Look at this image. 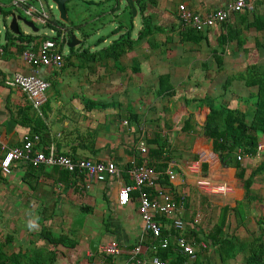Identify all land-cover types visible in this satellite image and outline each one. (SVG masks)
I'll list each match as a JSON object with an SVG mask.
<instances>
[{
    "label": "crops",
    "instance_id": "0c3cea01",
    "mask_svg": "<svg viewBox=\"0 0 264 264\" xmlns=\"http://www.w3.org/2000/svg\"><path fill=\"white\" fill-rule=\"evenodd\" d=\"M13 1H11L13 8L10 7L8 10L20 16L18 11L23 10L14 6ZM231 1L145 0L143 14L139 15L142 0H133L137 12L133 21L132 49L114 60L112 54H107L101 49L127 31L124 24L119 33L113 34L118 27L115 16L129 4L127 0H118L116 13H110V6L105 15L110 19L112 27L110 33L101 35L102 26L97 28L95 33L97 39L88 47L89 49L83 50L82 47L75 53L70 51L68 56L64 55V64L59 70L48 67L36 68L23 61L22 54L25 50L37 52L43 35H39V29L35 27L33 21L24 19L34 25L36 32L26 24L29 31L21 32L18 25V34L21 32L23 36L30 37L26 38L28 42L16 38L18 34L10 32L9 27L2 21L0 140L5 149L22 146L23 137L30 133V128L20 123L24 115L23 109L32 107L19 88L9 87L5 83L12 80L15 75L35 74L48 80L50 83L48 90L53 88L48 93V90L46 91V101L41 107L49 132L48 145L53 144L60 154L93 161H111L118 170L115 177L107 178L104 182L84 178L76 183L77 188H71L72 186L65 188L63 184L55 183L57 175L52 170L55 167H45L42 171L39 169L28 171L27 166L14 164L10 174L0 171L2 199H5L4 203L7 201L11 203L10 213L16 221V228L11 233L5 231V234H11L13 237V252L33 250L34 247L51 250L44 240L37 238L39 230L36 226L40 225L42 219L47 220L44 222L47 225L54 220L71 219L74 214H78L77 228H68L74 230L72 238L79 236L76 239L78 245L71 250L58 247L55 264L67 258L63 253L75 249L77 254L87 249L86 256L89 260L92 255L89 248L91 242L97 245L96 250L99 251L104 243L115 241L124 246L122 255L127 256L129 250L133 249L129 247L135 245L142 234L143 225L137 210L138 197L131 194L130 203L123 207L117 202V193L120 187L132 185L126 171L127 165L137 157L146 156L136 152L139 138L143 137L146 141L153 138L156 133L167 139L168 149L173 152L174 156L168 155L170 161L167 163L165 175L174 190L184 196V210L179 214L189 226H195L194 229L198 230L191 219L201 221L200 213L193 210L189 215L188 211L193 205L194 191L201 192L196 185L199 179H206L213 184L228 183L233 188V193L231 190L232 194L229 195L235 196L237 201L242 200L244 190L235 178L236 169L228 167L219 155L213 152L211 140L202 136L200 127L209 113L207 107L211 100L218 103L224 101L230 108H234L230 103L247 102L248 95L245 93H248V89L242 82L232 81L226 91H222V87L228 76L244 72L245 51L249 52L247 54L249 58L250 51L252 54L256 53L252 56H257L260 51L257 62L263 61L264 53L259 54L264 50V29L258 32L254 28L247 29L243 20L252 22L254 13L264 18V0L254 2L251 10L233 14L225 22V25L231 28L240 29L241 35L239 41H231L224 46L217 44L222 24L201 32L203 40H199L197 35L195 40L183 42L185 32L191 28H182L178 19L180 4L185 5L193 14L204 16ZM0 9L7 10L2 0ZM149 16L154 17V25L160 28L153 37L156 41L153 47H149L146 39H137L142 19ZM0 17L2 18L1 13ZM93 17L94 22L101 19ZM41 28L45 30L44 27ZM223 29L225 31V28ZM62 30L68 41L66 38L68 30L64 28ZM75 33L80 35L79 32ZM80 40L82 43V39ZM99 40H102V43ZM255 43L259 44L260 48L255 49ZM64 45L62 42V48ZM67 67L71 70L64 72ZM160 76L167 77L162 85V90L167 92L164 95L157 94ZM236 83L237 89L243 92L236 94L233 91ZM149 87L151 93H147ZM33 111L38 114L32 107L29 115H32ZM190 116L192 130L182 132L184 122ZM260 147L261 151L256 157L251 159L242 157L240 161L243 167L255 169L260 164V160L264 158V138L260 141ZM193 157H198V160L194 161ZM202 163L208 164L205 176L202 172ZM169 171L173 174L172 179L167 174ZM262 182L264 174L253 186L258 199L254 202L261 198L258 184ZM97 203L100 206L98 211L100 219L106 223L104 225L101 221L105 228H98V234H90L95 238L98 235L95 241L92 239L93 235L87 236L88 239L83 238L82 231L89 229L86 228L84 221L91 219L96 212ZM125 258L126 260L117 259L115 264H132L127 262L128 257Z\"/></svg>",
    "mask_w": 264,
    "mask_h": 264
},
{
    "label": "trees",
    "instance_id": "16d2710c",
    "mask_svg": "<svg viewBox=\"0 0 264 264\" xmlns=\"http://www.w3.org/2000/svg\"><path fill=\"white\" fill-rule=\"evenodd\" d=\"M46 2V0H45ZM101 2V1H100ZM114 4L110 8V13L115 14L118 8V0H113ZM145 6V0H142V5L140 7V14H143ZM67 11V17L69 12V7L65 5ZM137 10V9H136ZM3 20H6L12 11L0 9ZM106 13L101 15H96L98 19L105 16ZM123 15V16H120ZM52 19L48 21L50 25H54L61 29L68 30L67 39L70 38L71 34L79 32L81 35L82 43L85 42L94 32H97V28L104 26L106 23H102L100 19L98 22L92 24V31L82 30L80 25H76L74 21H69V26L66 27L64 23L58 19ZM117 19V30L113 31V34L119 33L123 25L127 26V31L125 34L120 35L115 40H113L108 46L102 48L101 50L107 54H112L113 59L117 60L123 53L130 51L132 49V32L134 30L133 21L135 17L132 15L131 7L126 5L125 9L121 10L118 15L115 16ZM154 17L149 16L142 19V27L138 33L137 39H146L148 41L149 47L154 46L153 37L156 32L160 31L159 27H156L153 23ZM100 24L96 26V24ZM245 28H254L256 32L264 29V18L253 14L252 22H248L246 19L243 20ZM221 25L220 35L217 38L218 46H224L231 41H239V36L241 35L240 29L231 28L229 25ZM50 25H47L48 27ZM120 28V29H119ZM225 28V31L224 29ZM223 29V30H222ZM223 32V33H222ZM60 32H57L59 35ZM199 40H203L201 32L189 29L185 32V36L182 40L193 41L197 37ZM16 38L26 40L23 34L20 32ZM30 40V39H29ZM28 42V40H26ZM102 43V40H99ZM82 46L79 45V48ZM255 49L260 48V45L255 43ZM76 48V47H75ZM75 48H71L70 51L74 52ZM78 50V49H77ZM245 70L243 73L234 76L227 77L226 81L222 87V91H226L232 80H237L243 83L244 87L248 89L247 101L254 99V103L251 105L250 112L246 110H240L238 108H230L228 103L224 101L217 103L210 101L208 105L209 113L207 114L203 125L200 127L201 134L206 139L211 140L213 152L219 155V158L228 167L235 168L236 174L235 178L240 182L242 189L244 190V197L241 201H236V206L231 207L230 205H225L223 207L214 206L210 201L209 195L197 191L198 202L203 200L204 214L206 220H210L212 215V210L216 208L217 215L214 214L216 221L213 222V218L210 222L206 223V227L201 225V221H195L191 219L192 224L196 225L193 227H187L186 231L183 233V237L190 241L194 246L199 247L200 242H204L207 247L213 249V252L218 256L221 264H228L230 261L235 260L238 255L243 257V264H264V223L258 221V233L252 237L245 238L244 240L239 239L237 236L233 235L230 231L232 221L229 219L230 215H233L235 223L238 225V218L240 224H242L246 219V214L244 207L246 204H251L258 200L257 195L254 192L253 186L257 183L258 178L264 174V161H262L255 169L243 167L241 161H238L237 157H247L249 159L256 157L260 141L264 138V57L261 63L257 62L256 58L249 60V52L245 51ZM166 76L159 77V89L157 91L158 95H164L167 92L162 90L163 81H166ZM32 107H25L23 109V119H21V125L28 126L30 128L29 136H38L39 142L35 144L36 148L40 147L42 149L48 147V127L45 123L44 113L38 115L34 112L29 115V111ZM44 111V110H43ZM28 119H25L27 118ZM191 116L185 120L182 132H189L191 129L190 122ZM147 154L145 157H137L135 160L136 165H147L154 168L156 172L159 173L158 180L155 183L153 189L148 186L144 187V190L149 193V195L154 198L165 191H171L174 193L176 201H179L183 194L180 192L175 193L174 187L169 183L168 177L165 175V170L167 168V163L170 161L169 156L173 155L168 149L167 139L156 133L153 138L146 140ZM73 159L76 157L66 154ZM169 155V156H168ZM174 156V155H173ZM194 161L198 160V157L192 158ZM202 172L205 176L208 170V164L202 163ZM45 167L40 166L39 168H33L27 166L28 171L39 169L43 170ZM131 168V164L127 165L126 171L128 172ZM57 175V180L55 183H61L65 188L72 186L71 188H77L79 183L84 178H88L85 173L79 172H66L61 171L57 168L52 169ZM1 174V172H0ZM30 175H32L30 173ZM75 186V187H74ZM75 190V189H74ZM134 196H139V192L131 193ZM195 212L202 213L199 207ZM197 214V213H196ZM203 214V213H202ZM202 216V215H201ZM155 220L160 223L162 227L163 237L169 236V245L166 249L158 248L156 253H149L148 256L151 258L153 255L157 256L164 264H206L208 257L204 254L206 249L199 248L196 257L192 260L188 257L181 255L175 248V238L180 236L178 232H175L171 226V221L164 217H155ZM46 219H42L40 222V229L37 233V238L44 240L50 247L51 250L47 248H36L33 250H25L18 252H13L12 247H14V241L11 234H5L0 228V264H55L58 253L56 252L58 247H63L65 249H74L78 242L76 238H72L74 230L61 228L59 231H53L49 226L45 225ZM105 225V224H104ZM149 237H147L148 239ZM135 245L129 248H134ZM147 245H144L146 247ZM100 251L96 250L94 255L89 257L88 264L94 260ZM128 257V255H124ZM103 264H115L113 257H106L102 255Z\"/></svg>",
    "mask_w": 264,
    "mask_h": 264
},
{
    "label": "built area",
    "instance_id": "2783aa9c",
    "mask_svg": "<svg viewBox=\"0 0 264 264\" xmlns=\"http://www.w3.org/2000/svg\"><path fill=\"white\" fill-rule=\"evenodd\" d=\"M258 0H232L224 7L214 10L207 15L191 13L183 4L178 6V19L182 28H191L198 32L215 28L227 22L233 14L251 10L254 2ZM13 5L23 10L26 16L33 18L45 28L37 52L25 50L22 54L23 61L33 67H48L61 69L64 64V52L62 42L65 39L63 30L48 21L51 19L50 10L55 6L47 5L44 0H14ZM47 25H50L49 27ZM57 32H60L57 35ZM1 54V51H0ZM9 87L19 88L31 103L34 110L41 116V107L45 103V93L50 87L48 80L37 75H15L14 78L5 83ZM22 146L5 149L0 140V171L10 174L14 164L31 166L33 168L55 167L66 172L85 173L90 180L104 182L108 178L116 176L118 170L111 161H93L91 159L76 158L60 154L53 144L42 149L36 148L39 142L38 136L30 137L25 135L22 139ZM261 151L259 146L258 152ZM136 152L142 156L147 154V145L143 137L139 138L136 144ZM238 161L242 159L239 155ZM131 186H122L117 193V202L120 206H127L131 201V193L139 192L138 214L142 221V234L138 237L136 244L127 255V262L132 264H164L157 256L151 258L148 254L156 253L157 249H166L169 245V236L163 237L162 227L155 217H164L171 221V226L180 236L175 238V248L183 256L194 259L199 248L206 249L207 245L200 242L199 247L194 246L183 237V233L189 226L181 217L179 212L184 210V196L176 201L174 193L166 191L152 198L144 190L145 186L153 189L158 180V173L147 165H136L135 159L131 162L128 171ZM168 176L172 179L173 174L169 171ZM200 191L209 196L225 197L230 193V186L227 184H213L206 179H199L196 182ZM193 227L192 225H190ZM189 226V227H190ZM147 237H149L147 239ZM144 245H147L144 247ZM100 252L106 257H119L123 253L120 245L115 241H108L100 247Z\"/></svg>",
    "mask_w": 264,
    "mask_h": 264
},
{
    "label": "rangeland",
    "instance_id": "374dc122",
    "mask_svg": "<svg viewBox=\"0 0 264 264\" xmlns=\"http://www.w3.org/2000/svg\"><path fill=\"white\" fill-rule=\"evenodd\" d=\"M11 1L12 0H2V2L5 4L6 9L8 10L11 6ZM101 1V2H100ZM47 5H51V6H55L51 0H46ZM114 2L113 0H73L70 2H67L65 5H67V7H69V12H68V17L70 19V21H74L76 25H80L81 29L87 30V31H92V24L94 23L93 20V16L99 15L100 13H106V11L108 10V8L110 6H113ZM13 8V7H12ZM50 15H52L53 17H55V19L59 20V14L57 12L56 9H51L50 11ZM19 15L23 18L26 19L27 21H33L35 24V27L39 29V35H42L44 33L45 30H42L40 24L35 21L33 18L26 16L23 14L22 11H18ZM139 19V16H138ZM102 23H106V25H104L101 30H100V34L101 35H105L107 33H110V31L112 30V27L109 23V17L105 16L101 18ZM2 21L4 24H6L9 27L10 21L11 19H6L3 20V18L0 17V28L2 27ZM18 25H19V29L21 30V32L23 31H29V29L26 27V25L22 22V21H18ZM64 25L66 27H70L69 25V21L67 23H64ZM96 26H99V23L96 24ZM93 32V31H92ZM77 39H81V36L77 33H74ZM116 38V37H115ZM97 39V36L95 35V32L88 38L85 40V42L80 46H82L81 48L87 49L95 40ZM150 42H156V41H152L150 40ZM157 45V43H156ZM77 49H79V46H77L74 50V53L77 51ZM89 49V48H88ZM149 49H153V48H149ZM161 49V48H160ZM64 55L68 56L69 52H70V48H68L66 45L63 46L62 48ZM260 51H258L259 53ZM258 53L257 56H252L254 54H252V51H250V58L249 60H253V58H256L257 61L259 59L258 57ZM264 50L261 51V53L259 55H263ZM260 60H262V57L260 58ZM246 65V64H245ZM244 65V66H245ZM59 70V69H58ZM71 70L69 67L64 69V72ZM239 75V74H238ZM237 76V75H236ZM231 77V76H228ZM234 77V76H232ZM232 81H237V80H232ZM231 81V82H232ZM239 82V81H238ZM54 84H56L55 82H53ZM238 84L236 83L233 86V91L238 94L241 93L243 91H239L237 89ZM55 87V86H54ZM53 88H51L50 90L47 91L50 92L52 91ZM150 87L148 88V92L147 93H151L152 91H149ZM247 91V90H246ZM245 95H248V93L246 92ZM218 103V102H216ZM254 103V99H252L250 102H233L232 104L230 103V105H233L234 108H238L240 110H246L248 112H250L251 110V105ZM218 105V104H216ZM239 105V107H237ZM261 162L264 161V158H262L260 160ZM260 162V163H261ZM255 167V166H253ZM228 184V183H227ZM230 185V184H228ZM227 185V186H228ZM231 186V185H230ZM241 186V184H240ZM259 186V192H260V199L257 202L251 203V204H246L244 207V211L246 214V219L245 221L240 224L239 222V218L238 220V225L235 223L234 221V217L233 215L229 216V219L232 221L231 223V229L230 231L233 233V235L237 236L239 239L244 240L245 238H249L252 237L253 235H256L258 233V221L263 222L264 223V182L258 184ZM257 186V187H258ZM231 190L233 193V188L231 186ZM230 190L229 194H232ZM2 190L0 188V228L4 231V233L8 232L11 233V231L14 230V228H16L15 225V220L14 218L11 216V210L9 209V207H11V203L10 202H6L4 203L5 199H2ZM177 193V192H175ZM226 195L225 197H221V196H209L210 201L214 204V206H220L223 207L225 205H230L231 207H235L236 206V197L233 195ZM234 198H233V197ZM4 197V196H3ZM244 197V195H243ZM243 197L241 199H243ZM193 205L192 208L189 209V215L190 212L193 210H197L198 211V207L200 209V211L203 213L200 214L201 216V225L203 226H207L206 223L210 222L213 218V222L216 221V218H214V214L217 215L216 208H214L212 211V215L210 220H206L205 214H204V206H203V200L198 202V194L196 191H194V197H193ZM100 210V206L99 203H97L96 205V212L93 214V216L91 217V219L89 220H85L84 224L86 225V228L89 227V229H85L82 231L83 234V238L88 239L91 233H97L98 228H105L104 225L101 224V221L104 222V224L106 223L105 220L100 219V214L99 211ZM187 210V209H186ZM187 212V211H186ZM74 217H72L71 219H63V220H54L50 223H47V225L52 229V230H60L61 228L64 229H68L69 227H76V221H77V217L78 214H74ZM199 222V221H198ZM25 226V225H24ZM33 226V224H32ZM40 225L36 226V229L39 230ZM264 227V226H262ZM33 229V227H32ZM78 230V229H77ZM81 230V229H79ZM78 230V231H79ZM6 231V232H5ZM35 231V230H32ZM103 231V230H102ZM81 232V231H80ZM89 236V237H87ZM79 236L76 235V239H78ZM82 238V237H81ZM96 238H98V235L96 236ZM93 235V238L95 241H97ZM120 245V244H119ZM121 249L124 250V246L122 247V245H120ZM86 251L87 249H85L82 253L77 254L76 249L73 250L72 252H66L63 253L66 255V259L65 260H61V262H58L57 264H88L87 261V256H86ZM100 251V250H99ZM130 251V250H129ZM207 257H208V261L206 262V264H221L219 261L218 256L213 252V249L210 247L206 248V252L204 253ZM121 258L122 260H126L124 255H121L119 257L114 258V260L116 261L117 259ZM91 264H103L102 263V254L101 252H99V254L96 255V257L94 258V260L91 262ZM228 264H243V257L241 255H238L237 258L235 260L230 261Z\"/></svg>",
    "mask_w": 264,
    "mask_h": 264
},
{
    "label": "water",
    "instance_id": "95a60500",
    "mask_svg": "<svg viewBox=\"0 0 264 264\" xmlns=\"http://www.w3.org/2000/svg\"><path fill=\"white\" fill-rule=\"evenodd\" d=\"M70 1H73V0H51V2L55 5V8L59 14V20L62 21L63 23L68 22L65 4ZM127 1L129 3V6L131 7L132 15L133 17H135L137 11L133 3V0H127ZM10 17H11V21L9 24V30L13 34H18V21H22L24 24L32 28L35 32L37 31V29L34 28V25L32 23L27 22L26 20H24L22 17L18 15H15V13L12 12L10 14ZM63 44H65L68 48H74L81 44V40L77 39L76 36L72 34L70 35V38L68 39V41L66 39L63 40ZM89 248H90L91 254L94 255L97 249V245L94 242H91Z\"/></svg>",
    "mask_w": 264,
    "mask_h": 264
}]
</instances>
